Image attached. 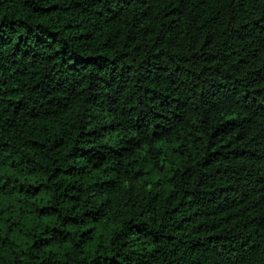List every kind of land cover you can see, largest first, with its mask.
Returning <instances> with one entry per match:
<instances>
[{
	"label": "trees",
	"instance_id": "trees-1",
	"mask_svg": "<svg viewBox=\"0 0 264 264\" xmlns=\"http://www.w3.org/2000/svg\"><path fill=\"white\" fill-rule=\"evenodd\" d=\"M0 264H264V0H0Z\"/></svg>",
	"mask_w": 264,
	"mask_h": 264
}]
</instances>
